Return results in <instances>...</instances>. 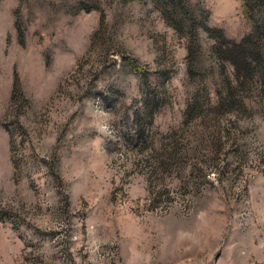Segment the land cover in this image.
<instances>
[{
	"label": "rangeland",
	"instance_id": "374dc122",
	"mask_svg": "<svg viewBox=\"0 0 264 264\" xmlns=\"http://www.w3.org/2000/svg\"><path fill=\"white\" fill-rule=\"evenodd\" d=\"M181 3L0 0V264H264V93L201 29L249 24Z\"/></svg>",
	"mask_w": 264,
	"mask_h": 264
},
{
	"label": "trees",
	"instance_id": "16d2710c",
	"mask_svg": "<svg viewBox=\"0 0 264 264\" xmlns=\"http://www.w3.org/2000/svg\"><path fill=\"white\" fill-rule=\"evenodd\" d=\"M128 1L139 3L141 0ZM151 1L158 5L160 2V0ZM164 2L167 10H173L174 19L178 17V21L186 20L189 26H192V16H189L181 0H164ZM241 12L249 24V29L238 40L226 37L220 27L202 24L201 29L213 41L211 52L216 61L221 64V67L223 63L230 66V77H225L224 81L226 88L250 87L259 94L264 93V0H241ZM163 13L168 14L165 9ZM165 19L167 23H170L171 18L165 16ZM177 25L173 27H178ZM129 69L134 73H140L142 77L144 75L138 66L130 64ZM134 131L137 135H142L140 128Z\"/></svg>",
	"mask_w": 264,
	"mask_h": 264
}]
</instances>
